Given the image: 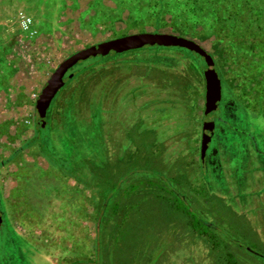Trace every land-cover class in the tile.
<instances>
[{"label": "rangeland", "instance_id": "374dc122", "mask_svg": "<svg viewBox=\"0 0 264 264\" xmlns=\"http://www.w3.org/2000/svg\"><path fill=\"white\" fill-rule=\"evenodd\" d=\"M145 3L146 0H0V6L8 7L10 17H16V22L19 23V11L24 16L32 17V25L39 34L61 29L60 26L68 24L70 20L68 13L78 11L77 20L81 30L65 39L64 49L54 54L55 62L75 50L109 37L157 31L194 39L212 55L223 75H229L233 67L228 62L234 50L226 46L224 41L218 43L213 29L205 26L204 22L195 23L192 13L186 17L171 12L154 14V7ZM195 17L202 19L199 15ZM142 50L145 55L136 54L137 58L143 56V60L177 70L166 69L169 73L165 74L166 70L155 68L149 73V69L141 66V63L128 68H111L112 64L136 58L134 55L116 58L113 53H109L107 59L98 55L81 60L71 70L76 72L84 67L87 76H92L95 75V69L100 67L104 74L97 70L96 74L102 77L110 73L140 77L145 72L144 83L158 78L162 94L166 97L169 96L167 92L174 93L175 88H180L179 99H184L181 102L185 105L192 106L189 101L190 97L193 98V89L186 87V84L198 77L188 72L190 63L182 57L183 53L157 46H147ZM200 61L203 65L202 58ZM194 62L198 64L199 59L194 57ZM199 79L204 82L203 72ZM138 81L135 79L134 82ZM129 83L126 80L127 88L117 93L121 95L120 98L114 97L109 101L105 115L108 116L110 131L102 130L105 110L97 104L98 98L85 108L90 109V117L87 116L88 111L81 116L83 122L90 118L86 132L91 136L95 129L98 138L85 141V124L76 121L69 125V129L82 132L81 137L77 135L75 158L68 157L75 152L69 144L72 139L69 131H47L46 141H41L46 146L43 147L39 142L40 156L32 149L30 153H25L23 160L8 165L0 164V264H229L227 253L237 257L239 264H264V121L258 116H251L248 120L245 113L240 118L238 111L226 116L232 103H227L222 90L217 109L203 119L223 114L238 129L224 128L217 122L216 134L209 144V147L217 148L220 158L225 161L223 167L231 178L228 188L222 182L225 180L223 176L217 179L220 183L213 179L216 183H211V193L205 191L203 195L199 181L192 182V170L199 163L202 119L195 133V154L192 157L178 156L167 165L171 171L168 173L173 177H178L177 170H180L181 175L186 173L183 180L179 177L174 181L160 172L167 170V167L158 159L167 152L165 157L171 160L177 147L169 148L170 152L167 147L162 150L160 141L159 144L154 143L158 147L150 150L148 141L152 133L143 131L137 135L140 128L132 124L135 117L130 110L135 107L131 106ZM103 84L106 86L107 80L104 79ZM146 85H152L153 88L156 84ZM122 88L124 86L121 85L119 89ZM174 97L176 100L177 97ZM101 101L106 109L105 100ZM200 105L202 112L204 94ZM125 113H129V119L119 123L118 119ZM70 121L71 117L65 124ZM188 121L184 117L186 130L192 135ZM118 124L127 126L119 127ZM35 125L39 130L37 123ZM130 125L133 126L130 128ZM126 133L131 138L129 141L135 142L136 146L131 150L135 157L132 163L126 161L129 159L128 141L124 139ZM113 141L120 142L119 152L103 164L102 159L106 157L103 153L116 146ZM144 148L147 154L142 153ZM81 150L84 155L80 153ZM93 152L96 153L94 159ZM82 156H88V160L80 158ZM41 157L45 158L46 163ZM187 161L193 162L190 164L192 168L187 165ZM247 172L257 174V179L248 181ZM253 186L254 192L250 191ZM219 187L220 190H216ZM162 189L169 195L160 191ZM181 192L186 197H182V201L186 200L196 217L201 219L200 227L207 226V235L198 233L190 226L189 215L180 209L185 207L179 199ZM119 199L124 206L117 213L105 211L117 204ZM173 201L178 207H174ZM103 210L105 212L100 214ZM165 240L168 243L164 246L162 243ZM147 243L148 248L145 249ZM159 250L158 257L155 260L151 258Z\"/></svg>", "mask_w": 264, "mask_h": 264}, {"label": "trees", "instance_id": "16d2710c", "mask_svg": "<svg viewBox=\"0 0 264 264\" xmlns=\"http://www.w3.org/2000/svg\"><path fill=\"white\" fill-rule=\"evenodd\" d=\"M145 4L148 6L154 7L155 11L152 10V13L154 14H158V13L163 14L165 12H171L173 14L182 15L186 17L188 13H192V17L194 18L195 23L204 22L205 26L207 25L209 29L211 30L213 29V31L216 32V38L218 40V43H221L222 41H224L226 46L234 50L232 51L234 55L233 56L231 55V59L228 62L229 65L230 66L232 65L231 67H233L231 71L229 72V75H223L222 71L218 67H216V71L221 80L222 90L227 97L225 99L227 100L228 104L232 103L231 104L232 106L230 107V111L226 116H230V115L232 116L235 114V111H238L239 114L241 115L240 118H243L242 113H245L248 120L251 116H258L259 119L264 121V0H146ZM196 15H199L202 19L195 17ZM160 48L173 49L177 52L178 51L182 52L183 53L182 57H185L187 59V62L190 63V67L189 69H187L188 72L190 73L191 71L192 73L195 74V76L193 77H198V79L195 78L190 83L186 84V87L190 86V89H193L192 91L193 98L190 97V101H189V103H192V106L190 105L191 107L181 102V100H184V99L182 98L179 99V93L176 96L177 97L176 100H174L175 102L172 101L171 103L170 100H167L168 102H170L169 104L166 105L167 110L171 112L172 111L176 112L178 116L177 120H175V124H174L175 128L167 129L165 131L148 130L150 133H152L150 140L148 141V144L150 145V148H149L150 150L154 147H158V145H154V143L159 144L160 139L158 138H160V136H161V139L163 140L165 139L171 140L173 144H175L176 147H178L176 153L174 154L176 156L173 157L174 156L173 155L172 156L173 158L171 157V160L166 159L165 157L166 153H163L164 156L163 157L161 156L158 159L159 162H161V164L166 165L167 170H168L167 171L166 169H163L160 172L165 173L167 177H170L172 178V180L176 181V179H178L179 177L184 178L186 173H183L184 175L183 176L180 174L181 173L180 170H177L178 177H173L171 174L169 175L168 172H171V171L168 169L167 165L171 164L173 162V159L178 156L185 157V156L190 155L192 157L193 154H195V148H196V145H195L196 144V141H195L196 134L195 133L197 132L200 120L203 117L202 112L200 111V108H201L200 102L203 99V94H204L203 83H202L203 80L201 82L199 78L202 76L204 64L202 65L200 61V57L192 51L181 49L179 47H160ZM144 52L145 51L142 50V52H139L138 55H143ZM187 52L193 53V54L188 55L186 54ZM128 55L136 56L135 60H128L131 62V64L141 63L142 64L141 66H145L147 69L158 68L162 70H166V69L167 70H170V69L177 70L174 67L166 68L160 65L159 63H155L150 60H143L142 59L144 58L143 56H140L139 58H137L138 55H136L135 53L128 54ZM194 57H197L199 59L198 64L194 62ZM142 61H146V62L153 63V64L147 65L145 64V62H142ZM185 67H187V64L185 65ZM185 67H183V69ZM79 70L83 71L85 70V68L83 67L81 69H78V72ZM167 70L165 71V74L169 73V71ZM178 73L181 74V72H178ZM173 78L176 79L175 77ZM165 79L169 80L168 78H165ZM156 81H159L158 78H155V81H152V82H156ZM169 86H172V85H169ZM175 89L174 90L177 92L181 91L180 88H175ZM83 91H85L84 87L83 89L79 90L78 94L75 95V98L78 99L79 102L82 100V95L84 94ZM97 101L99 102L97 104H100V106L104 110V106L101 100H97ZM73 102L78 103V101L76 100L74 101L73 96H72V98H69L68 103L70 104V106L71 105L73 106ZM183 109L185 111H183ZM238 109L241 110L242 112L239 111ZM64 111L67 112L65 108L63 111L61 112L58 111V112L63 113ZM199 111H200V114H199ZM73 112L75 113L76 118H75V115H73L71 117L72 121L65 124V122L70 117L62 116L58 120L57 123L52 125L49 130H46V132L47 131H52V132L53 131H60V132L69 131V135L72 136V139H70L69 144L73 148V151H75L73 154H70L68 156L70 158H75L77 156V153H76V148H77L76 144L78 143L77 135L81 137L82 132L76 131L74 128L69 129V125H73L76 121L82 124H85L86 127L84 128H86L87 130H84V132L88 131L89 126H90L89 123L82 121L81 116L83 114L81 113L80 110L78 112L77 106L73 108ZM158 112L160 113L159 115H164V111L162 109H159ZM184 117H186L187 120H189L188 121L190 124L189 126H191V129L193 132L192 135L194 134V136L190 135V132L188 131V129L186 130V126L183 123ZM220 118L221 119L218 123L222 127L224 128L227 127L231 130H238L231 122H229V120L226 117H224L223 114L220 115ZM169 119L170 118H168L167 116V118H165L162 124H164L165 122L169 123L171 121V119L170 120ZM137 126L141 128L140 124H137ZM135 130L137 131V128ZM93 131L95 133H92L91 136L87 132L83 134V138L85 141H92L93 139L98 138L97 131H95V129ZM43 133L44 132H41L43 139L41 137L40 141L42 140L46 141V136H43ZM127 135L129 136V133H127ZM248 137H250V135ZM40 143H42L43 147L46 146L43 142H40ZM103 143L105 144V141ZM134 145L135 144H132L130 147H127V153L129 151L128 153L129 156L127 157L129 159H127L126 161L129 163H132L133 161H135L134 159L135 157H133L132 155L133 153H131L132 152L131 150L136 148V146L134 147ZM161 147H162V150L165 147L162 141H161ZM80 153L83 154L84 153L83 150H81ZM142 153L147 154L146 148H144V151ZM161 153L162 151L160 152V154ZM95 154L96 153L93 152L92 159H94ZM104 154L106 157L102 159V162L103 164H106V162L109 161V157H111L112 159L114 158V156L118 154V146L116 145L115 148L112 150L111 149L107 150L105 153H103V155ZM143 156L145 157V155ZM86 157L88 158V156H82L80 158L88 160ZM187 160H191V159L187 158ZM188 164L192 168L191 165L193 164V162L187 161V165ZM196 165L197 166L196 167L194 166V169L192 170L193 172L192 182L199 181V185L201 186V192L203 195L204 193H206L205 191H208L209 193H211L212 188L209 190L207 183H209L211 179L213 180L212 176H210L212 175V173H209V171L203 168L200 162L197 163ZM132 176H134V174L130 176L129 178L130 180ZM160 191H163L165 194L169 193V192H166L165 189H162ZM126 197L124 199H126ZM184 197H185L184 193L181 192L179 199L181 198L184 199ZM182 199L180 202H183L182 205L185 207L183 208L180 207V209L189 215L190 226H193L194 230H196L198 233L202 235H207L206 233L207 226L203 225L204 229L200 227L201 219L196 217L195 212L189 208V203L185 202L186 200L182 201ZM173 204L175 208L178 207L175 205L174 201H173ZM121 206H124V204L123 202L120 204V199H119L117 204H115L112 208H109V210H105V211L106 212L114 211V213L115 212L117 213L119 209H121ZM105 211L104 210L101 211L100 214H103V212ZM126 213H127V210H126ZM195 224H197V227L195 226ZM121 227L123 226L121 225ZM113 240L114 238L112 239V241ZM168 240L163 241L162 245L165 246V244L168 243ZM142 243L143 242H141L140 246L142 245ZM148 243L145 249L148 248ZM160 250L156 252L154 256L151 258L155 260L160 254L159 253L161 252ZM112 255H113V252H112ZM255 255H259V254H255ZM226 258L229 264H239L237 257H235L231 253H227Z\"/></svg>", "mask_w": 264, "mask_h": 264}, {"label": "crops", "instance_id": "0c3cea01", "mask_svg": "<svg viewBox=\"0 0 264 264\" xmlns=\"http://www.w3.org/2000/svg\"><path fill=\"white\" fill-rule=\"evenodd\" d=\"M9 14L11 12L8 7L0 6L1 165L23 160L25 153H30L32 149L40 156L39 136L41 132L46 136V131L39 129V134L36 131V99L55 66L54 54L64 49L66 38L81 30L77 20L78 11L68 13L70 20L68 24L60 26L61 29L41 34L33 26L32 19L33 25L30 24L27 29H23L20 21L16 22V17L11 18ZM142 132L138 131L137 135ZM174 147L175 144L169 146ZM44 162L46 163L45 160Z\"/></svg>", "mask_w": 264, "mask_h": 264}, {"label": "flooded vegetation", "instance_id": "af4514ba", "mask_svg": "<svg viewBox=\"0 0 264 264\" xmlns=\"http://www.w3.org/2000/svg\"><path fill=\"white\" fill-rule=\"evenodd\" d=\"M31 24H32V21H31ZM139 32H145V31H139ZM149 32H157V31H149ZM133 33H136V32H133ZM166 33H169V32H166ZM126 34H130V33H126ZM126 34H122V35H118V36H114V37H109V38L104 39V40H109V39L116 38L119 36H123ZM104 40H102V41H104ZM99 42H101V41H99ZM94 43H97V42H94ZM94 43H91V44H94ZM91 44H89V45H91ZM89 45H86V46H89ZM146 46H150L153 48L157 45H153V46L146 45ZM146 46H143V47L138 48V49L128 50V51H125L122 53H115L113 51H111L109 53H113L116 58L118 56H120V57L124 56L125 58H127L129 56L128 55L129 52L134 51L133 53H130V54H134V53L139 54V51L142 50V48H144ZM159 47H164V46H159ZM170 47H173V46H170ZM82 48H84V47H82ZM82 48H80V49H82ZM179 48H181V47H179ZM181 49H185V48H181ZM76 51L77 50H75L74 52H76ZM74 52H71L70 54L63 57L61 60L57 61L55 63V66L51 69V71L48 75V78H49L50 74L58 66V64L63 59H65L69 55L73 54ZM195 54L198 55L197 53H195ZM108 55L109 54H107L106 56H102V57L106 58ZM198 56L200 58H202L203 64H204L203 57H201L200 55H198ZM109 60H111V59H109ZM114 60H115V58H114ZM131 65L132 64L130 61H125V62H121V63L118 62V63H116V65L112 64V66H110V67L112 68V67H122L123 66L125 68H128ZM71 68L68 69L67 72L65 73V75L63 77L64 85L57 91V93L53 97V99H52V101H51V103L47 109L46 124L43 127L38 126L40 130H44V131L49 130L50 127L52 125H54L55 123H57L58 120L62 116L67 117L69 114H71L69 117H72L73 115H75V113L73 112V108H75L76 106L78 107V112L80 110L81 113L84 114L86 111H88L87 116L90 117L89 116L90 109L87 110L85 108L88 105V103H90L91 101H94L98 98V100H105V103H106V109L104 108L105 111L103 110L104 111L103 117H105V118H103L104 119L103 126H102L103 131H110V130H108L110 128V123L107 122L108 116L105 115L107 108H108L107 106L109 105V101H112L114 97L120 98L121 95H118L117 93L118 92L120 93V91H124V89L127 88V85H125L126 80H129L130 81L129 85H131V88H129V90H128V92L131 93V106L135 107V108H132L130 110V111H132V113H134V117H135L134 120L132 121V124L133 125L140 124L141 128L139 131H148V130L165 131L167 129H174L175 128V125H174L175 120H177V118H178L177 113L174 111H172V112L168 111L166 108L167 104H169L170 102L172 103V101L175 100L174 96L178 95V92L174 91L172 86H170V88L174 91V93L173 92L172 93L167 92L169 94V96L166 97L164 94H162L163 93L162 86L160 85L159 81H156V82H151V81L148 82L147 81L144 83V81H145L144 77L146 74L145 72L143 75H139L140 77H138L134 74L120 76V75H115V74H111V73L107 76L102 77V76H100L101 74H96L97 71H99V73H102V75L104 74V71H100V69H99L100 67H97L95 69V72L93 73L95 75H92V76H87V74H86L87 69H85L83 71L79 70V72L77 70L75 72V71H72ZM215 69H216V63H215ZM114 72H115V69H113L112 73H114ZM148 72L150 73L151 69H149ZM70 74H72V76H69ZM89 75H91V74H89ZM96 75H98V76H96ZM135 76L137 78H135ZM48 78H47V80H48ZM88 79H90L89 83H88ZM104 79L107 80V83H108L106 86H104V84H103ZM135 79H138L139 81L134 82ZM203 79H204V76H203ZM47 80H46V82H47ZM147 83H152V84L155 83L156 85H154L152 88L151 87L152 85H146ZM86 84H88V85H86ZM121 85L124 86V88L119 89V87ZM83 87H84L85 91H83L84 94L82 95V100L79 102V100L75 98V95L78 94L79 90L83 89ZM157 89H159L160 91H156ZM86 90H88L90 92H87ZM106 90H108V91H106ZM164 90L167 91V89H164ZM203 92L205 93V80L203 82ZM72 96H73L74 101L76 100V101H78V103L73 102V106L72 105L70 106L68 101H69V98H72ZM167 100H170V102H168ZM71 104H72V102H71ZM102 104H103V102H102ZM103 106H104V104H103ZM64 108L66 109L67 112L64 111L63 113H59V112L63 111ZM136 108H138V110H136ZM159 109H162L164 111V115H159L160 114L158 112ZM203 110H204V108H203ZM203 110H202L203 117L201 120V127H202V122L204 120H213L215 122L213 135L211 137V140H212L216 134L215 132H216V128H217V122H219L221 118L219 115V116H216L214 118L203 119L204 116H206L203 114ZM167 116H168V118L171 119V121L169 123L165 122L164 124H162V122L165 120V118H167ZM117 117H118V114L114 117V120L117 119ZM75 118H76V115H75ZM125 119H129V113H125L123 116H121L118 119L119 123L124 122ZM89 120H90V118H89ZM89 120L87 121V123H89ZM118 125H119V127L120 126H125V127L127 126L125 124H118ZM133 125H130V128ZM129 130H128V132H129ZM36 131L38 132L39 130H36ZM137 131H138V129H137ZM126 134H124L125 138L124 137L123 138L125 139V142L128 141L127 147H130L134 142L131 143L129 141L131 138L126 136ZM158 139H160V141L163 142L164 146L167 147L168 151H169V146H172L173 142L171 140H168V139L163 140V139H161V136ZM200 140H201V135H200ZM210 142H209V144H210ZM112 143H116V145L118 146V152H119L120 142L119 141L118 142L113 141ZM209 144H208V147L206 149V152H205L203 159H201V157H200V144H199V150H198L199 162L201 163L203 168H205L207 171H209V173H212V175H210V176H212V178L216 182L220 183L219 181H217V179H219L220 176H223L225 180H223L222 182L226 183V186H227V185H229L228 181L230 180L231 177L228 176V174H229L228 171L226 170L225 167H223L225 164V161H223L220 158L217 148L209 147ZM257 176H258L257 174L254 175L253 173L247 172L246 179L248 181H250L252 178L256 180ZM214 180H211L209 183H207L209 190L211 189L210 184L212 182H214ZM216 182H214V183H216ZM242 186L244 188V184ZM227 188H228V186H227ZM216 190L219 191L220 187H219V189H216ZM254 190H255L254 186L250 188V191L254 192ZM227 191H228V189H227ZM262 210H264V209H262Z\"/></svg>", "mask_w": 264, "mask_h": 264}, {"label": "water", "instance_id": "95a60500", "mask_svg": "<svg viewBox=\"0 0 264 264\" xmlns=\"http://www.w3.org/2000/svg\"><path fill=\"white\" fill-rule=\"evenodd\" d=\"M146 45L181 47L189 51H193L203 57V76L205 80L203 114L207 115L217 109L218 103L221 99L222 86L221 80L215 69V61L211 54L192 38L180 36L174 33L145 31L130 33L91 44L77 50L73 54L63 59L50 74L46 84L43 86L39 96L36 99L35 109L37 114V125L40 127L45 125L47 109L57 91L64 85L63 77L65 73L77 62L85 60L89 57H95L97 55L106 56L111 51L115 53H122L128 50L138 49ZM69 76H72V74ZM214 127L215 122L213 120H204L202 122L200 140L201 159L204 158L207 146L211 141ZM1 221L2 215H0V223Z\"/></svg>", "mask_w": 264, "mask_h": 264}, {"label": "built area", "instance_id": "2783aa9c", "mask_svg": "<svg viewBox=\"0 0 264 264\" xmlns=\"http://www.w3.org/2000/svg\"><path fill=\"white\" fill-rule=\"evenodd\" d=\"M19 21L23 29H27L31 24V18L29 16H24L22 12H19Z\"/></svg>", "mask_w": 264, "mask_h": 264}]
</instances>
